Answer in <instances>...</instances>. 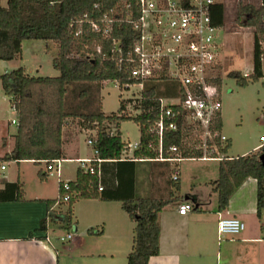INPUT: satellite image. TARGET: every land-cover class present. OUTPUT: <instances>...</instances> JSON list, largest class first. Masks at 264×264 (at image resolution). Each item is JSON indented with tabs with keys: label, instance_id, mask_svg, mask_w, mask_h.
<instances>
[{
	"label": "trees",
	"instance_id": "1",
	"mask_svg": "<svg viewBox=\"0 0 264 264\" xmlns=\"http://www.w3.org/2000/svg\"><path fill=\"white\" fill-rule=\"evenodd\" d=\"M2 1L0 60L11 61L21 56L25 40L52 41L58 47L53 63L60 74L30 75L21 66L0 75L3 91L17 113L14 147L11 152L0 157V163L32 160L40 164L44 160L66 159L64 132L69 125L76 124L81 131H95L94 148L99 151L98 157L103 159L101 170L106 163L121 166L118 185L103 186L104 181L97 173L91 174L79 167L76 179L68 181L70 199L63 201L65 191L60 182L59 196L47 200L49 219L41 222L40 230H46L49 221L67 228L76 225L74 207L79 200L101 198L120 201L124 211L135 223L133 247L128 254L127 264H149L151 257L160 252L161 211L182 199L180 178L172 179L171 163L156 160L160 154L159 135L155 126L160 115V98L179 97L182 93L180 83L165 72L158 78L146 79L139 97L121 99L119 110L106 114L103 111L102 95L105 82L119 81L121 88L124 84L130 86L140 83L130 76L125 65L118 62L114 42L115 39L119 40L127 54L126 51L134 45L133 28L130 24H123L121 28L115 25L112 36L107 37L91 28L86 15L92 19L101 18L105 14L114 17L116 15L112 10L121 0H104L98 9L94 7L96 0H7L6 5ZM212 10L214 24L223 27L224 5L217 2ZM235 20L242 27L255 28L252 72L244 75L239 70H232L228 73L238 86L244 87L250 81L264 77V0L260 8L252 4H240ZM217 84L219 90L222 89V80L219 79ZM130 105L135 110L133 114L128 112ZM171 107L180 110L183 116L179 118L178 130L164 131L163 156L168 158L176 155L170 151L172 146H176L185 158L202 157L203 151L192 140V132L197 126L186 121L184 114L188 112L182 107ZM127 120H133L140 128L139 146L131 155L127 148L129 142L123 139L120 130V123ZM112 124H115V131L111 130ZM222 128V114L219 113L212 129L222 132ZM216 144L219 153L225 155L220 161L218 179L211 182L218 195V209L225 210L236 188L252 177L257 180V215L261 217L264 209V161L261 155L264 148L230 157L228 151L232 147L231 139L221 142L216 137ZM213 157H216L215 154ZM137 159H150V197L135 196ZM93 164L98 169V164ZM38 176L43 182L48 179L42 169ZM100 186L102 191H99ZM24 199L25 191L20 180L6 182L4 189L0 190L2 201ZM56 203L60 204V208L66 206V209L55 210ZM193 209L203 211L199 202L193 204ZM101 231L89 229L91 234Z\"/></svg>",
	"mask_w": 264,
	"mask_h": 264
},
{
	"label": "crops",
	"instance_id": "2",
	"mask_svg": "<svg viewBox=\"0 0 264 264\" xmlns=\"http://www.w3.org/2000/svg\"><path fill=\"white\" fill-rule=\"evenodd\" d=\"M13 61L15 59L0 60V70L2 69L0 75L17 68ZM7 99L9 98L4 93L0 80V102H2L0 106L3 105V102L8 101ZM65 133L66 130L64 136ZM15 134L16 132L12 135L14 143ZM7 136L8 133L0 131V147L2 149L0 157L11 152L14 147L13 143L11 150L4 153ZM75 137L73 135L70 138V144L64 138V150L67 157L65 160L78 163L76 159L94 157V153L91 156H82L79 149H76L74 154H70L67 147L76 146ZM258 146L259 144L253 150H258ZM215 156L208 159L186 158L179 163H171L173 170L176 165L180 168L182 199L177 203L167 205L161 211L159 216L160 252L151 257L149 264H264V209L261 212V217H258L257 180L252 177L247 178L233 192L227 208L220 211L218 195L211 182L218 179L220 161L225 155L217 153ZM195 160L215 163L211 165L212 168L202 172L205 173L204 175L201 177L199 174L197 175L198 185L194 182L186 189L183 184V165L186 161ZM135 161V196L137 198L150 197L152 194L151 164L142 172L138 167L139 162L150 163V160ZM14 162L16 163L14 169L1 175L0 190L4 189L6 182L20 180L25 191V199L22 201L0 200V264H127L128 254L133 247L135 223L124 211L120 201L101 198L79 200L74 207V220L77 219L76 212L80 216L77 211L80 201H88L86 214L89 223L85 237L76 238L72 245H63L62 248H59L53 244L52 240L45 239L46 235L50 237L49 222L44 231L40 230V225L44 219H49L47 200L56 199L59 196L60 181H58L57 197H52L53 195L47 193V181L43 182L40 179V188H37L34 193H30L22 180V164L32 163L42 166L37 170L39 178V170L42 169L46 173L45 163L36 164L32 160ZM2 165L4 164L1 162L0 173L8 169L6 166L2 169ZM119 168L121 169V166H117L115 163L102 165L101 178L105 183H102L103 186L115 187L118 185L120 181ZM61 175L63 177L62 169ZM76 175L74 179L70 177L63 180H75ZM201 189L203 190L201 191ZM186 196L196 198L195 202H199L203 211L192 209L188 214L181 215L178 209L182 202L195 203L193 200H186ZM54 209H57L56 205ZM228 217L240 218L246 223V229L233 239L219 241V219ZM76 221L77 226L78 219ZM91 228L102 231L91 234L89 233Z\"/></svg>",
	"mask_w": 264,
	"mask_h": 264
},
{
	"label": "built area",
	"instance_id": "3",
	"mask_svg": "<svg viewBox=\"0 0 264 264\" xmlns=\"http://www.w3.org/2000/svg\"><path fill=\"white\" fill-rule=\"evenodd\" d=\"M102 1L96 0L94 7L99 8ZM217 0H121L112 11L116 15L110 17L105 14L98 19L86 17L94 31L111 37L112 31L117 25L130 24L133 28L134 45L125 53V48L120 41L115 39L118 62L126 66L130 76L143 83L149 78H158L165 72L166 75L176 79L180 83L181 95L175 98L176 102L167 103L166 98H160V115L156 122V130L159 135V158L156 160L179 163L186 159L176 146L170 148L177 153L172 157H164L162 149L163 134L166 129L176 131L179 128V118L183 116L180 110H174L171 105H178L188 113L184 114L186 121L194 123L197 127L192 132V138L197 143V148L203 151V159L213 157L219 153L216 137L221 142L228 138L217 130L212 129L216 115L221 113V90L217 84L222 80L223 43L218 34L222 27L214 24L212 13ZM251 28V27H249ZM255 30V28H253ZM264 60V57H263ZM223 81V80H222ZM120 86L119 81H113ZM125 88L129 85H123ZM12 109L15 110L14 107ZM17 123V120H13ZM95 134V131L90 132ZM93 135L88 138L87 144L92 146L94 157L79 158L76 161L86 172L97 173L101 177L100 164L103 159L98 157V149L94 148ZM258 150L264 148V135L260 138ZM139 146V141L129 142L128 152H132ZM65 159L44 160L48 177L54 172L61 178V163ZM145 160V159H137ZM150 160V159H149ZM98 164V169L94 164ZM5 165H2V169ZM173 180H179L180 168L178 165L172 173ZM62 182L65 194L63 201L70 199V185L68 181ZM59 182V183H60ZM102 186L99 191H102ZM55 205H60L56 203ZM193 209V203L182 202L179 205L181 215L188 214ZM246 229V223L238 217L219 219V241L233 239ZM73 233L59 238L62 243L71 241ZM45 239L51 241L46 235Z\"/></svg>",
	"mask_w": 264,
	"mask_h": 264
},
{
	"label": "rangeland",
	"instance_id": "4",
	"mask_svg": "<svg viewBox=\"0 0 264 264\" xmlns=\"http://www.w3.org/2000/svg\"><path fill=\"white\" fill-rule=\"evenodd\" d=\"M224 5V26L218 34L219 40L223 43L222 60V134L232 140V147L228 151V155L238 156L245 155L260 144V137L264 134V77L257 81H250L246 86H238L236 81L228 76L232 70H239L244 75L250 74L253 70V48H254V29L251 27H242L236 23L237 9L240 4H252L256 8L262 6V0H217ZM3 5L7 4V0L2 1ZM49 46V47H48ZM58 54V47L52 41L29 39L23 42V52L21 56L13 61L16 67H24L30 75L35 76H58L59 70L55 68L53 60ZM264 69V60H263ZM2 71V69L0 70ZM141 86L139 84L131 85L129 88H121L113 81H107L102 90L103 95V111L106 114L117 112L120 107L121 99H130L139 97ZM167 99V98H166ZM3 102L0 106V131L8 133L5 139L6 148L4 153L10 151L13 146L12 135L16 132L17 124L13 120H17V113L12 109L10 100ZM7 102V103H6ZM167 103L176 102L175 99H167ZM2 104V102H0ZM128 112L133 114L135 110L133 105L128 107ZM115 124L111 125V130L115 131ZM120 130L125 141L134 143L140 140L139 125L133 120L122 121ZM80 132V133H79ZM71 135V136H70ZM74 135L76 146H69L70 154H74L79 149L82 156H91L94 153L92 146L87 145L86 141L93 134L88 131H81L76 124L69 125L66 129L65 140L70 144V138ZM193 140V138H192ZM2 151L0 147V152ZM224 155V154H222ZM64 160L61 163L63 177L59 178L54 172L48 177L46 191L52 197L58 196V181L68 179L76 175V169L79 164ZM8 169L0 173L7 174L8 171L14 169V161L2 162ZM215 162L207 161H186L183 169V184L188 189L194 182L198 185V174L201 177L205 173V169L212 168ZM150 165L149 162H139V171L142 172ZM208 165V166H207ZM44 166V165H43ZM42 167L32 163H23L21 170L22 180L25 182V188L30 193H34L40 188L41 182L37 177V170ZM199 177V178H200ZM68 181V180H66ZM203 188V187H201ZM203 189H201L202 191ZM188 191V190H187ZM90 200V199H82ZM88 201H80L76 218L78 224L67 228L65 226L49 221V235L53 244L59 248L63 245L70 246L76 238L85 237L87 231V203ZM76 205V204H75ZM60 210V206L56 205ZM63 210L66 206L61 207ZM76 219V220H77ZM73 233L74 238L71 241L62 243L59 238L66 237L68 233Z\"/></svg>",
	"mask_w": 264,
	"mask_h": 264
},
{
	"label": "water",
	"instance_id": "5",
	"mask_svg": "<svg viewBox=\"0 0 264 264\" xmlns=\"http://www.w3.org/2000/svg\"><path fill=\"white\" fill-rule=\"evenodd\" d=\"M261 160L264 161V151H263V153L261 155ZM185 199L186 200H193L194 202L196 201V198H194V197H188V196H186Z\"/></svg>",
	"mask_w": 264,
	"mask_h": 264
}]
</instances>
